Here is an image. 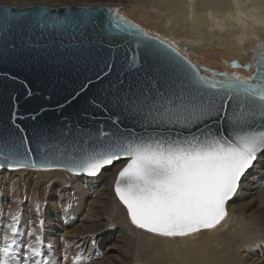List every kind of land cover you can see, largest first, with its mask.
Segmentation results:
<instances>
[{
    "label": "snow or ice",
    "instance_id": "obj_1",
    "mask_svg": "<svg viewBox=\"0 0 264 264\" xmlns=\"http://www.w3.org/2000/svg\"><path fill=\"white\" fill-rule=\"evenodd\" d=\"M109 11L115 29L146 41V60L163 56L175 61L182 75L175 79L167 75L163 83L149 77L117 98V109L142 118L140 133L101 127L64 159L43 157L38 162L17 125L0 133V169H64L94 178L122 162L113 188L132 225L162 238H187L213 230L226 219V206L241 189L242 178L264 155V50L244 65L257 69L247 78L226 71L202 75L171 43L144 31L119 11ZM112 123L118 126L121 121L117 116ZM15 134L20 135L19 142ZM11 221L7 228L13 238L5 232L0 240V264H35L41 250L28 244L25 252L23 242L15 238L20 217L12 215ZM36 240L39 243L40 238Z\"/></svg>",
    "mask_w": 264,
    "mask_h": 264
},
{
    "label": "bare ground",
    "instance_id": "obj_2",
    "mask_svg": "<svg viewBox=\"0 0 264 264\" xmlns=\"http://www.w3.org/2000/svg\"><path fill=\"white\" fill-rule=\"evenodd\" d=\"M48 1L40 3L59 6L72 2ZM11 2L14 1L0 0V4ZM151 9L153 12L149 14H138L152 28L153 32L149 31L180 51L183 49V53H191L194 60L195 54L201 58L207 51L208 62L221 61V55L227 54H233L240 63L251 62L250 49L264 43V0H151ZM222 68L229 73L235 70L225 64ZM121 164L104 169L94 178L84 175L70 178L63 169L30 173L0 170V212L6 213L4 224L12 223V215L20 217L16 236H30L31 244L37 246L33 240L39 236V227L55 220L63 231L60 236L70 235L71 241L79 242L80 247L74 244L72 248L74 257L89 264L100 255H105V260L97 261L99 264H264V155L242 178L241 189L226 206V219L213 230L187 238H162L131 224L113 189L114 175ZM6 180L14 189L2 186L1 182ZM38 186L43 191L42 197L35 190ZM31 189L37 196L33 193L35 198L25 199L26 206L21 209L24 196H19L32 193ZM5 201L7 207L3 205ZM105 204L119 212V223L104 208ZM105 229L108 232L103 234ZM115 232L120 234L116 238L120 243L107 244L106 238L112 239ZM70 240H65L67 250Z\"/></svg>",
    "mask_w": 264,
    "mask_h": 264
},
{
    "label": "water",
    "instance_id": "obj_3",
    "mask_svg": "<svg viewBox=\"0 0 264 264\" xmlns=\"http://www.w3.org/2000/svg\"><path fill=\"white\" fill-rule=\"evenodd\" d=\"M109 10L125 16L119 6L104 4H0V133L18 125L38 162L43 157L64 159L101 127L140 133L142 118L117 109V98L130 87H140L149 77H158L163 83L167 75L173 79L182 75L175 61L163 56L146 60V41L115 29ZM262 50L264 43L250 49L251 62L228 59L223 63L228 68L244 69L248 75L243 77L247 78L257 69L254 66L249 72L244 65L253 63ZM233 62L240 67H233ZM192 63L202 75L227 72L222 67ZM117 116L121 123L114 126ZM14 140L19 142L20 135L15 134Z\"/></svg>",
    "mask_w": 264,
    "mask_h": 264
},
{
    "label": "rangeland",
    "instance_id": "obj_4",
    "mask_svg": "<svg viewBox=\"0 0 264 264\" xmlns=\"http://www.w3.org/2000/svg\"><path fill=\"white\" fill-rule=\"evenodd\" d=\"M2 1V0H1ZM11 1H14V2H11V4H14V5H27V2H30V1H36L38 2L39 4H41L40 2H49L48 0H11ZM51 1H55L56 0H51ZM66 1H72L71 4H93V5H101V4H104V5H109V6H119L121 8V11L122 13H127L128 14V18L132 19L133 21H137L141 26L145 27L146 29L148 30H151L152 28L150 27V25H148L144 20H142V18L138 15L139 13H146V14H149L151 12H153V9H151V0H66ZM81 1V2H80ZM74 2V3H73ZM46 4V3H44ZM47 5V4H46ZM60 5H63V4H60ZM68 5V4H67ZM160 24V21H158ZM153 32V30H151ZM155 33V31H154ZM159 33V32H158ZM160 34V33H159ZM181 49V48H180ZM183 49H181V52H182ZM214 50V49H212ZM209 51V50H208ZM192 61H196L198 60L197 62L203 64V65H208V66H212V67H224V64H223V61L226 60V59H234V55L233 54H227V55H221V61L220 60H217L216 63L214 62L213 63V60H209L210 62L207 61V54L208 52H203L202 55H201V58L199 57V55L195 54V59L194 60L192 58V54L185 51L184 52ZM203 59V61H202ZM221 62V63H220ZM238 73L240 74V76H247L248 73L244 71V69H236V70H233L232 73ZM0 170H3V169H0ZM59 170V169H58ZM24 171H27V172H35V171H41V170H33V169H24ZM46 171H55V170H45V171H42V172H46ZM61 171V170H60ZM64 173H66L70 178H75V177H80V175H73L65 170H62ZM30 177H32L31 175H29ZM87 177V176H85ZM2 186L6 188H10V189H14L13 186H11L10 181L6 180V181H2ZM8 186V187H7ZM32 188V187H31ZM38 189H35L37 190V192L40 191V187L38 186L37 187ZM34 189H31L30 194L28 193H23V195L19 196V197H23V201H21L23 203V205H21V209L22 208H25L26 204L24 202L25 199L27 198H35L37 196V192L35 191H32ZM17 194L19 193V190L17 189L16 190ZM33 193L36 194L35 197H33ZM43 193V191H40L39 193V196H41ZM28 194V195H27ZM31 195V196H30ZM42 197V196H41ZM40 197V199H41ZM5 203L7 204L8 202L5 201ZM39 203V202H37ZM3 204L4 206H8L9 204ZM25 204V205H24ZM104 208H106V210H109L111 211V213L113 214V217H115V220L118 221L117 223H119L121 220L117 217L119 215V212L116 211L115 209L111 208V206L108 204V205H104ZM7 210V209H5ZM3 215V216H2ZM5 216H6V213L4 212H0V240H2V236L5 235V232H8L7 231V226L4 224V222L6 221L5 219ZM2 220V221H1ZM23 220V219H22ZM21 220V221H22ZM113 220V221H115ZM60 224H56L55 220H54V223H47L45 226H40L38 231V237L40 238V241L39 243H37V240L34 239V243L37 245L36 247H38L40 250H41V255L40 256H37L34 258L35 260V264H68L70 262V264H89V263H85L84 260L81 261L80 258H77L74 257V253L72 254L73 252V249L75 247V245H77L79 242L78 241H71L69 238H71V236L69 235H62V229L60 227H58ZM117 225V224H116ZM119 227V225H117ZM117 227V228H118ZM137 228V227H136ZM5 229V230H3ZM139 229V228H138ZM224 230H228L224 227ZM225 231V232H226ZM108 231L103 230V234H106ZM4 234V235H3ZM8 234V233H7ZM58 234V235H57ZM57 235V236H56ZM120 234H118L117 232H115V234L112 236L113 238L112 239H107L106 238V243L107 244H111V243H120V240L119 239H116L118 238ZM9 236V239L11 240L13 238V236ZM2 237V238H1ZM15 238L17 240H20L23 242L24 244V251L27 252L28 249H27V245L28 244H31L30 242V236H15ZM61 238V239H60ZM116 239V240H115ZM24 240V241H23ZM62 240V241H61ZM65 240L68 241L70 240L71 242L69 243V247H68V250H67V247H64L65 246ZM131 240V238L129 239ZM29 241V242H28ZM101 242V239L99 240ZM2 242H0V247L3 246V243L1 244ZM61 243V244H60ZM72 243V244H71ZM127 243V242H126ZM52 244V245H51ZM75 244V245H74ZM128 244V243H127ZM48 245V246H47ZM131 245H132V242H131ZM34 246V244H33ZM78 247H80L79 245H77ZM126 246V245H125ZM127 247V246H126ZM66 248V249H65ZM73 248V249H72ZM124 248V246H123ZM57 250V251H56ZM64 250V251H63ZM130 251L132 252L133 250L130 249ZM64 253L66 255H64ZM69 253V254H68ZM72 254V255H71ZM46 256V257H44ZM68 256V258H67ZM66 257L67 260H69V262H67V260H64ZM105 255H100L99 257H94V260L92 259L90 261V264H99L98 262L100 260H105ZM72 258H73V262H72ZM104 258V259H103ZM80 259V260H79ZM97 259V260H96ZM107 259V257H106ZM113 259V258H112ZM64 260V261H63ZM89 259H87L88 261ZM67 263H66V262ZM98 261V262H97ZM64 262V263H63ZM18 264H22V262H19L18 261Z\"/></svg>",
    "mask_w": 264,
    "mask_h": 264
}]
</instances>
